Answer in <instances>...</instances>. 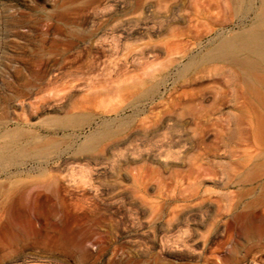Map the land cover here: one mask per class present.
<instances>
[{
    "label": "rangeland",
    "instance_id": "obj_1",
    "mask_svg": "<svg viewBox=\"0 0 264 264\" xmlns=\"http://www.w3.org/2000/svg\"><path fill=\"white\" fill-rule=\"evenodd\" d=\"M233 2L0 0V143L18 126L65 142L0 171V264H264V153L251 166L247 114L223 99L238 81L201 63L251 25ZM188 90L218 96L196 106L212 135L177 104ZM82 106V128L43 124Z\"/></svg>",
    "mask_w": 264,
    "mask_h": 264
},
{
    "label": "bare ground",
    "instance_id": "obj_2",
    "mask_svg": "<svg viewBox=\"0 0 264 264\" xmlns=\"http://www.w3.org/2000/svg\"><path fill=\"white\" fill-rule=\"evenodd\" d=\"M233 1L236 2L237 9L241 11L245 16H253L251 25L240 30L238 33L231 37L220 38L216 46L212 48L211 51H209L201 59V63L206 66L215 65L217 70L221 71L222 74L228 75L229 77L234 76L235 79L238 81L237 83L239 88L236 89V91L234 92L232 96L233 98L229 99L228 95H225L223 99L226 101L233 102L234 108L238 112L247 114V121L251 125L252 166V163L254 162L257 156H255L253 153L258 151H260V153H264V0ZM177 44L179 45V43ZM173 48H176L178 50L182 49H180V46H172L169 47V51ZM190 69L191 67L187 68L186 70L189 71ZM203 90L205 91V89ZM196 95L197 97H195ZM209 95L207 97L206 95H203V93H201L200 95L198 93L196 94L188 90L184 93L186 101H181V103L179 102L177 104H179V106L182 104L183 107H185L183 109H187L189 111V115L193 116V120L198 125L201 121H203L202 119H205L203 123V128L206 127V133L211 134L210 132L215 131L214 127H216V125L212 123V119L210 118L212 115H199L197 114L199 111H196L197 107H199L197 105L202 106L207 101L212 102L214 105L217 104L218 96L214 94L211 96ZM206 104L202 108H205L207 106ZM223 104L224 103H221V105ZM82 107L75 108L74 110L70 111L65 117H49L48 119L44 120L43 124L55 128V131H68L82 128L85 125H88L89 121H91L89 120V115L85 114L84 106ZM77 109L81 113H76L75 110ZM22 110H25L24 105L22 107ZM39 111V108H36V113H39ZM18 119L25 126L29 124V119L26 114H21ZM12 120L15 119L8 120L5 115L0 117V129L8 125L9 122ZM198 121L200 122L198 123ZM223 130H225V128ZM119 132V130H113L110 125H106L103 131L87 137L86 141L81 145L80 150L82 152H96L101 148L102 142L106 138L116 135ZM215 133L213 132L215 138H218L219 135L216 137L217 134ZM203 134L205 135L204 132ZM219 134H221V136L222 134H224L222 129ZM229 135L230 137H232L233 132H231ZM1 139L2 142L0 143V171H3L10 166H15L16 168L24 166L27 162H29V160H45L51 162L52 160L50 159L54 154L57 155V158L59 159L63 155L62 148L65 143L64 140L60 138H52L49 136L40 137V135L38 136L35 131H31V129L19 126L12 129H7L5 132H3ZM203 139L205 138L202 137V139L200 140L201 143ZM205 140L203 143L206 142ZM261 162L262 160L259 163ZM245 166H248V164H246ZM257 174L258 173H256V175ZM261 176L262 175H260L259 177ZM43 185H37V188H41ZM17 187L18 186L16 184H13V189H17ZM16 194L17 190L12 191V194L9 196L11 197V200L15 199ZM22 194L24 197L23 200L26 201V204L22 209L23 212H26L30 207H34L38 204L40 194L32 195L31 191H29L28 189H25L24 193Z\"/></svg>",
    "mask_w": 264,
    "mask_h": 264
}]
</instances>
